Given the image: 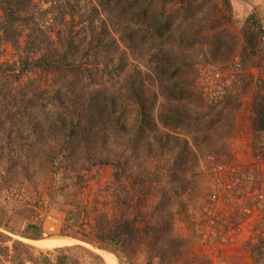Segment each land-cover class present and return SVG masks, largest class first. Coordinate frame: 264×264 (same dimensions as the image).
<instances>
[{"label": "trees", "instance_id": "obj_1", "mask_svg": "<svg viewBox=\"0 0 264 264\" xmlns=\"http://www.w3.org/2000/svg\"><path fill=\"white\" fill-rule=\"evenodd\" d=\"M157 1L96 0L86 18L76 21L77 5L70 0H0V60L4 45L18 53L15 61L0 63L4 172L26 174L29 180L30 168L44 169L47 207L83 210L86 173L114 168L113 203L119 217L101 212L91 222L79 220L75 231L77 217L65 219L60 235L80 244L55 249L50 253L54 261L45 256V264H105L86 246L113 254L119 264H136L141 256L148 263L168 257L175 261L182 254L183 241L173 237L172 208L186 192L180 175L190 150L187 140L169 132L185 118L166 105L189 94L174 81L182 70L169 54L209 38L188 32L202 10L196 0H179L170 12L157 7ZM257 5L263 8L264 0ZM231 9L249 55L264 60V16L238 0H231ZM231 38L217 36L211 47L231 49ZM36 74L38 78L31 77ZM47 78L50 86L44 89L40 81ZM256 111L258 142L264 135V105ZM215 122L199 117L193 125ZM141 152L165 161L163 173L147 178L146 169L135 166ZM134 199L156 201L142 208L133 205ZM5 227L15 232L13 226ZM27 229L33 226L29 223ZM250 254L255 264H264V245L252 246Z\"/></svg>", "mask_w": 264, "mask_h": 264}, {"label": "rangeland", "instance_id": "obj_2", "mask_svg": "<svg viewBox=\"0 0 264 264\" xmlns=\"http://www.w3.org/2000/svg\"><path fill=\"white\" fill-rule=\"evenodd\" d=\"M70 1L77 5L76 21L84 20L96 4V0ZM238 1L240 5L249 3L264 16V7L257 5L262 0ZM178 3L179 0H159L157 7L170 12ZM195 3L201 4L202 10L189 23L188 32L209 40L187 51L173 48L170 52L169 60L182 70L174 81L184 86L189 95L180 103L166 105L167 110L172 108L185 118L181 127L169 132L178 140H187L190 150L185 156L186 169L180 175L185 178L186 192L172 208L173 237L183 241V251L175 261L168 257L148 263L141 256L136 264H255L251 248L264 245V135L258 142L254 136L256 110L264 105V60L249 55L235 24L231 0ZM242 9L246 11V7ZM225 33L232 37V48H212L210 42ZM3 48L0 63L18 58L9 44ZM236 59L240 69L234 68ZM31 77L38 78L37 74ZM40 83L44 89L50 86L48 78ZM199 117L215 118L216 122L196 128L193 124ZM155 150L157 146L151 155ZM166 164L156 153L144 157L141 152L135 166L146 169L147 178L152 179L163 173ZM5 168V160H0V264H45V256L54 261L50 253L55 249L80 244L60 235L65 219L77 217L72 227L75 231L79 220L91 222L101 212L119 217L113 203L116 191L112 167L86 173L80 196L84 211L47 207L46 170L30 168L27 182L26 174L12 177L4 172ZM130 172L127 169L126 174ZM135 200L133 205L142 208L156 201ZM29 223L33 229H27ZM7 225L13 226L15 232H9ZM24 237L45 240L28 244L22 240ZM14 242H18L17 251L13 250ZM86 247L99 254L105 264H119L113 254Z\"/></svg>", "mask_w": 264, "mask_h": 264}, {"label": "crops", "instance_id": "obj_3", "mask_svg": "<svg viewBox=\"0 0 264 264\" xmlns=\"http://www.w3.org/2000/svg\"><path fill=\"white\" fill-rule=\"evenodd\" d=\"M22 240L29 244V243H33V242L41 241V240H45V239H42L41 237H39L37 239L33 238V239H22Z\"/></svg>", "mask_w": 264, "mask_h": 264}, {"label": "built area", "instance_id": "obj_4", "mask_svg": "<svg viewBox=\"0 0 264 264\" xmlns=\"http://www.w3.org/2000/svg\"><path fill=\"white\" fill-rule=\"evenodd\" d=\"M234 68L235 69H240L241 68V64H240V62L236 59V62L234 63ZM213 198H215V196H213Z\"/></svg>", "mask_w": 264, "mask_h": 264}, {"label": "clouds", "instance_id": "obj_5", "mask_svg": "<svg viewBox=\"0 0 264 264\" xmlns=\"http://www.w3.org/2000/svg\"><path fill=\"white\" fill-rule=\"evenodd\" d=\"M66 238H68V237H66ZM78 242V241H77ZM79 243V242H78Z\"/></svg>", "mask_w": 264, "mask_h": 264}, {"label": "bare ground", "instance_id": "obj_6", "mask_svg": "<svg viewBox=\"0 0 264 264\" xmlns=\"http://www.w3.org/2000/svg\"><path fill=\"white\" fill-rule=\"evenodd\" d=\"M109 261H110V260H109ZM109 261H108V262H109Z\"/></svg>", "mask_w": 264, "mask_h": 264}]
</instances>
